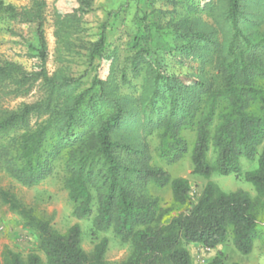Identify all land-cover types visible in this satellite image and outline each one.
<instances>
[{
	"label": "trees",
	"instance_id": "trees-1",
	"mask_svg": "<svg viewBox=\"0 0 264 264\" xmlns=\"http://www.w3.org/2000/svg\"><path fill=\"white\" fill-rule=\"evenodd\" d=\"M246 1L226 0L225 18L232 36L227 56L219 65L223 87L207 94L209 89L186 95L170 81L169 75L158 69L150 82L145 119L150 126L161 128V155L169 161L177 160L187 149L182 130L196 129L192 172L203 176L215 172L240 174V156L255 159L258 146L263 144L258 167L244 174L257 191L255 199L243 190L226 192L209 183L193 202L188 179H172L163 167L148 164V157L133 143L116 139L115 133L123 124L139 121L127 109L128 96H115L118 84L106 83L99 76L94 78L92 87L72 93L79 79L49 77L43 68L31 76L45 78L48 98L0 114V169L31 187L49 176L58 158L66 152L65 185L74 203V214L80 219L90 217L97 199L92 234L98 236L112 230L123 243L132 246L124 260L110 262L105 256L107 236L88 252L82 246L79 223L60 232L54 228L49 213L27 205L11 191L0 190V200L17 211L24 224L37 234L48 264H193L188 248L191 243L212 249L231 240L242 254L248 255L257 239L264 242V90L255 83L257 78H264V37L255 39L252 31L245 30L249 20ZM42 6L40 3L33 12H20L17 6L0 0V13L12 19L37 21L40 44L46 52ZM180 34L193 42H214L210 33L199 28ZM106 45L107 35L103 31L92 43L91 59L101 58ZM146 52L145 48L139 49L134 55L132 66L136 72L145 63ZM16 71L24 79L30 76L14 63H0V77L12 76ZM178 79L180 85H187L186 77ZM122 80L128 81L126 71ZM198 83L204 85L201 80ZM97 100L111 106V110L101 113L94 126ZM249 100L257 101L262 113L252 111ZM221 102L229 108L219 113L220 122L212 135L211 126ZM35 115L44 119L32 125ZM212 148L213 161L209 157ZM175 149L176 157H169ZM137 181L143 186L170 185L172 200L161 205L159 197L139 193ZM5 260L0 264H43L37 253L25 258L11 250ZM209 264L224 263L216 257Z\"/></svg>",
	"mask_w": 264,
	"mask_h": 264
},
{
	"label": "rangeland",
	"instance_id": "rangeland-1",
	"mask_svg": "<svg viewBox=\"0 0 264 264\" xmlns=\"http://www.w3.org/2000/svg\"><path fill=\"white\" fill-rule=\"evenodd\" d=\"M18 7L20 12L37 10L40 3L44 21V36L47 50L41 47L37 21L12 19L0 13V63L11 62L30 75L27 79L16 71L12 76L0 77V114L3 111H16L25 104L45 100L50 95L49 86L44 77L31 76L45 68L49 77H74L79 85L72 93H78L92 87L94 78L99 76L106 83L115 82L118 89L115 96H128L127 109L135 115L137 124L126 123L115 133L116 139L133 143L148 157V164L161 166L170 177H184L191 184V199L197 201L207 184L213 183L219 189L230 192L243 190L254 199L257 191L254 185L245 179L247 171L258 167V157L263 144L258 146L255 159L245 155L239 158L240 174L210 176L192 172V150L196 141V129L182 130L187 141V149L180 158L169 161L161 155V128L150 126L145 119L149 98L150 82L156 70L160 69L170 76V81L184 94H193L209 89H221L224 81L220 62L227 56V47L231 39V27L225 18L226 0H4ZM254 1V2H249ZM245 11L249 20L246 31L255 39L264 37V0H247ZM253 18V19H252ZM203 29L210 33L213 44L206 41L193 42L181 31ZM107 35L104 55L91 59L92 43L101 33ZM148 41V42H147ZM191 45H194L192 48ZM147 49L145 63L136 72L132 61L139 49ZM45 55V60H43ZM126 71L127 82L122 80ZM186 77L187 85L179 84L178 77ZM192 79H196L193 81ZM203 81L200 85L198 81ZM256 85L264 90V78H257ZM62 100V99H61ZM250 109L262 113L257 101L249 100ZM98 103V100H97ZM95 104L97 126L101 116L111 110V106ZM228 104L220 103L211 126L213 135L220 122L219 113L226 111ZM46 117V116H45ZM44 116H33L31 123L42 121ZM92 125V126H93ZM97 128V127H96ZM173 150L169 157H176ZM211 161L215 153L210 152ZM66 152L58 158L53 172L34 186H26L0 169V190H7L37 210L46 211L52 216V224L60 232H66L72 225L79 223L82 228V246L92 252L95 244L104 236L109 238L106 259L110 262L122 261L132 251L129 243H123L115 233L100 232L92 234L93 217L96 214L97 199L93 214L84 219L74 214V203L69 198L65 185L68 175L65 166ZM138 182L139 193L159 197L161 205L172 200L171 186L159 187L155 183L143 186ZM193 264H209L220 257L224 264L238 261L240 264H264V242L257 239L252 252L242 254L231 242L209 249L202 244H189ZM27 257L37 253L47 263V257L41 250L37 234L24 224L17 211L0 200V262L5 263L8 251Z\"/></svg>",
	"mask_w": 264,
	"mask_h": 264
},
{
	"label": "crops",
	"instance_id": "crops-1",
	"mask_svg": "<svg viewBox=\"0 0 264 264\" xmlns=\"http://www.w3.org/2000/svg\"><path fill=\"white\" fill-rule=\"evenodd\" d=\"M192 244H196V243H192ZM221 246H223V245H219L218 247H220V248H221Z\"/></svg>",
	"mask_w": 264,
	"mask_h": 264
}]
</instances>
